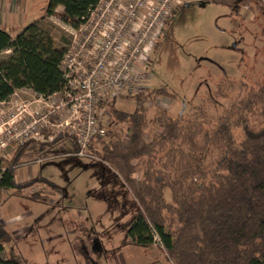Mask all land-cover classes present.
<instances>
[{
	"label": "trees",
	"instance_id": "trees-1",
	"mask_svg": "<svg viewBox=\"0 0 264 264\" xmlns=\"http://www.w3.org/2000/svg\"><path fill=\"white\" fill-rule=\"evenodd\" d=\"M246 1L206 0L233 10ZM99 2L48 0L44 14L18 33L0 25V102L23 89L44 97L64 91L61 66L67 47L57 45L42 21L56 17L79 28ZM257 2L263 9L264 0ZM237 85L220 83L202 103L178 114L163 106L149 114L146 103L171 95L166 87L123 95L135 102L133 111L118 109L117 99L109 103L111 122L127 130L115 134L107 127L106 137L94 140L87 154L109 165L137 202V215L126 225L130 243L149 247L157 236L173 264H264V82L255 88L241 85L239 98L216 116L208 114ZM235 129L242 132L240 140ZM66 135L73 140L66 132L49 143L55 146ZM28 146L17 149L5 170L0 168V205L7 190L21 196L39 183L58 188L43 176L19 182L17 164ZM30 197L48 202L39 193ZM0 264H24L1 219Z\"/></svg>",
	"mask_w": 264,
	"mask_h": 264
},
{
	"label": "rangeland",
	"instance_id": "rangeland-1",
	"mask_svg": "<svg viewBox=\"0 0 264 264\" xmlns=\"http://www.w3.org/2000/svg\"><path fill=\"white\" fill-rule=\"evenodd\" d=\"M47 1L0 0V20L5 17L9 26H18L28 14L38 19ZM151 2L153 7L161 5L158 0ZM165 10L168 14L156 21L160 32L146 55L147 64L140 68L145 67L146 89L166 87L171 95L146 103L150 115L159 106L173 114L189 112L220 83L236 82L235 90H228L225 98L210 106L208 114L216 116L243 94L241 85L255 88L264 82V8L260 9L257 0L246 1L237 10L206 0H169ZM42 25L51 29L59 47L69 45L72 27L56 17L44 19ZM39 97L23 89L0 105V139L7 141L0 149L1 170L12 162L18 148L28 144L21 165L17 164L19 182L43 176L58 187L54 191L39 183L21 196L15 195L14 189L2 195L0 219L12 233L24 264H173L157 236L149 247L130 243L126 225L136 217L138 205L109 165L91 155L79 156L68 135L55 146L49 143L53 136L68 133L56 126L69 118L66 111L51 115L40 133L31 138L13 137L11 132L22 124L20 118H31L29 115L43 105L36 101ZM116 99L118 109H135L131 98ZM112 101L103 102L100 119L120 134L127 126L111 122L108 107ZM23 102L28 110L22 116L18 108ZM8 130L9 135L5 133ZM234 134L241 139L240 129ZM34 193L48 197V202L33 200L30 196Z\"/></svg>",
	"mask_w": 264,
	"mask_h": 264
},
{
	"label": "built area",
	"instance_id": "built-area-1",
	"mask_svg": "<svg viewBox=\"0 0 264 264\" xmlns=\"http://www.w3.org/2000/svg\"><path fill=\"white\" fill-rule=\"evenodd\" d=\"M167 1L158 0L161 5L153 7L151 0H100L85 22L71 30L61 66L64 91L36 98L43 105L29 115L31 118H20L22 124L17 133L11 132L13 137L31 138L40 133L51 115L66 111L69 118L56 126L74 136L79 156L88 155L90 144L107 135V126L100 119L103 102L146 88L145 67L142 70L140 66L147 64L146 55L159 36L156 21L168 14ZM18 109L22 115L28 104L23 102ZM6 142L0 139V149Z\"/></svg>",
	"mask_w": 264,
	"mask_h": 264
},
{
	"label": "crops",
	"instance_id": "crops-1",
	"mask_svg": "<svg viewBox=\"0 0 264 264\" xmlns=\"http://www.w3.org/2000/svg\"><path fill=\"white\" fill-rule=\"evenodd\" d=\"M31 16V17H30ZM2 18V17H1ZM37 17L33 16V14L27 16L25 20H22L21 22H18V26H15V23L11 24L9 26L7 19L4 17V19L0 20V25L3 27H6L9 29V31L13 33H18L24 26H26L28 23L34 21ZM5 102H0V105Z\"/></svg>",
	"mask_w": 264,
	"mask_h": 264
}]
</instances>
